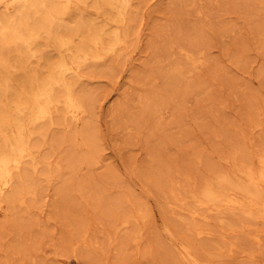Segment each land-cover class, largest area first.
<instances>
[{
  "label": "rangeland",
  "instance_id": "rangeland-1",
  "mask_svg": "<svg viewBox=\"0 0 264 264\" xmlns=\"http://www.w3.org/2000/svg\"><path fill=\"white\" fill-rule=\"evenodd\" d=\"M137 3L133 25L140 30V43L133 46V37L127 57L100 63L113 71L111 75L93 74L79 84L93 99L89 120L98 146L88 153L99 163L82 166L73 174L62 170L55 186L44 184L35 198L25 199L24 206L14 209L8 219L0 218V264H182L181 245L213 264H264V239L263 248L254 254L248 231L242 234L231 226L240 218L243 224H252L249 219L226 213L221 220L211 214L205 221L191 222L185 212L178 217L175 207L179 204L175 197L188 196L210 171L230 169L248 161L247 155L264 151V0ZM81 8L84 11L69 13L67 27L73 28L82 16L87 21L96 18L90 2ZM69 28L57 32L71 37ZM181 51L202 53L204 68L180 78V68L173 63L181 62ZM49 54L55 55L53 49L47 48ZM8 60L13 77L18 75L19 61L28 68L36 66L33 59L13 54ZM164 72L171 73L172 79L164 80ZM203 89L210 93L197 96ZM146 96L148 109L140 102ZM160 103L167 111L163 120H157L154 112ZM51 131L46 137L49 147L50 136L56 134L65 141L77 129ZM66 143L60 146L65 152L70 149ZM49 151L44 152L51 154L55 167L57 155ZM62 183L67 184L64 199L58 189ZM133 197L139 199L141 209L135 208ZM116 200L118 210L113 206ZM125 219L127 230L118 234L113 245L119 249L108 250L103 241ZM165 226L172 230L173 242L162 235ZM197 230L210 235L198 238ZM82 231L88 238L74 253L70 243ZM136 232L140 238L131 241ZM228 244L234 247L231 254L225 250ZM81 251L85 257L79 256Z\"/></svg>",
  "mask_w": 264,
  "mask_h": 264
},
{
  "label": "bare ground",
  "instance_id": "bare-ground-1",
  "mask_svg": "<svg viewBox=\"0 0 264 264\" xmlns=\"http://www.w3.org/2000/svg\"><path fill=\"white\" fill-rule=\"evenodd\" d=\"M88 2L91 3L96 18L87 21L82 16L81 22L73 24V28L67 27L69 13L84 11L81 6ZM137 6V0H0V218H7L14 209L24 206L25 199L35 198L37 190H42L44 184L55 186L62 170L73 174L82 166H95L99 163L88 153L97 150L98 146V138L89 120L93 99L79 84L82 79H89L93 74L111 75L113 71L100 67V63L110 57H127L133 37V46L140 43V30L133 25L138 16ZM82 25L85 27L82 28ZM62 28H69L72 36L66 37L58 33L57 30ZM78 36L81 38L79 42H75L74 38ZM47 48L53 49L55 55L46 56ZM12 54L17 58L33 59L36 66L28 68L25 62L19 61L16 65L18 75L13 77L8 60ZM179 57L181 62L173 64L175 68H180V78L198 71L204 63L202 53L181 51ZM162 77L164 80H171L172 74L164 72ZM206 89L196 91L197 96L210 93ZM140 102L144 109H148V96L140 98ZM154 110L157 120L165 119L167 111L162 103L155 106ZM55 127H74L77 131L72 135L70 133L65 141L60 140L56 134L50 136L49 147L46 137ZM61 141H67L70 147L68 151L60 148L65 145ZM49 149L57 155L55 167L50 162L51 154L44 152ZM80 150L84 153L82 156L78 155ZM246 158L248 161L234 164L230 169L210 171L198 187L190 190L188 196L175 197L176 203H179L175 207L178 209V217L185 212L191 222L205 221L211 214L217 215V219L221 220L226 213L239 214L249 219L252 224H243L240 217L239 222L234 225H231V217L229 222L231 226L241 230V233L248 231L249 242L255 249L254 254H258L257 251L263 248L264 239V151L252 157L247 155ZM58 189L60 197L64 199L67 196V184L62 183ZM75 190L77 192L79 187ZM133 203L135 208H142L138 198L133 197ZM118 204L120 206L118 200L113 204L117 210ZM128 224L125 219L112 227L106 241H103L108 250L119 249L116 248L117 245H113L117 243L118 234L127 230ZM228 227L230 230V226ZM207 230H197L196 237L209 236L210 232ZM87 234L86 231L80 232L79 238L70 243L69 249L75 253L79 244L85 245ZM162 235L169 241L175 240L168 226L162 228ZM131 238V241L136 242L140 238L139 232L134 233ZM233 248L232 244H228L226 253L231 254ZM178 255L182 264H213L182 245L178 248ZM79 256L85 257L86 254L81 251Z\"/></svg>",
  "mask_w": 264,
  "mask_h": 264
}]
</instances>
